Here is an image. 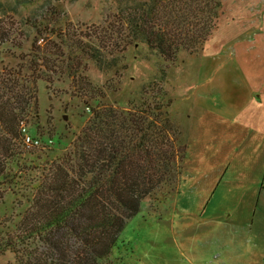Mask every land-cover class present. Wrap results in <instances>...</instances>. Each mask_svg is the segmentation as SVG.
Instances as JSON below:
<instances>
[{
  "label": "rangeland",
  "instance_id": "374dc122",
  "mask_svg": "<svg viewBox=\"0 0 264 264\" xmlns=\"http://www.w3.org/2000/svg\"><path fill=\"white\" fill-rule=\"evenodd\" d=\"M221 2L218 26L206 52L214 56H219V52H242L239 59L249 73L237 78L227 68L215 85L228 86L247 79L264 82V0ZM118 14L114 0H0V72L21 70L30 76L29 68L42 64L36 52L47 51L52 42H59L53 32L64 33L69 25L83 30L108 26L115 23ZM64 48L67 56L63 73L71 63L69 52L74 51ZM204 50L195 55L181 52L176 60L166 61L147 44L135 41L124 51L109 55L106 68L76 53L82 62L83 76L95 90L85 89L80 79L74 80L66 73L55 76L51 85L38 82L37 114L32 113L34 119L28 131L41 146L7 160L5 176L0 177V264H20L28 252H38L37 256L42 252V248H26L18 241V224L30 206L28 200L34 194L36 181L57 157L72 149L91 118V111L104 105L120 110L139 106L145 91L146 98H150L157 96L161 88L165 102H171V118L183 114V100L199 81L196 73L202 61L198 56ZM194 132L192 128L185 131L189 167L192 151L201 140ZM178 143L183 145V136ZM189 171L187 168L182 173L189 177L191 189L184 187L178 195L182 185L178 182L183 178L178 177L179 185L147 199L141 213L128 222L121 242L104 264H255L246 258L245 238L238 231L223 230L224 226H231L227 215L202 213L210 197L194 195L193 174ZM224 208L225 204L221 212Z\"/></svg>",
  "mask_w": 264,
  "mask_h": 264
},
{
  "label": "trees",
  "instance_id": "16d2710c",
  "mask_svg": "<svg viewBox=\"0 0 264 264\" xmlns=\"http://www.w3.org/2000/svg\"><path fill=\"white\" fill-rule=\"evenodd\" d=\"M114 2L119 9L115 23L86 30L69 25L64 33L53 32L59 42L47 51L39 48L42 64L29 68L30 76L21 70L0 72V177L7 160L32 148L25 141L32 113L37 114L39 81L51 85L55 76L66 73L95 90L83 76L76 53L106 68L109 55L135 41L166 61L176 60L181 52L195 55L212 38L222 8L221 0ZM63 43L77 51L69 52L71 63L64 73ZM146 95L141 105L126 110L107 105L92 110L72 149L36 181L17 239L42 252L37 256L31 250L20 264H104L146 200L182 182L177 180L186 147L178 143L182 132L169 114L171 102H165L161 88L157 96Z\"/></svg>",
  "mask_w": 264,
  "mask_h": 264
},
{
  "label": "crops",
  "instance_id": "0c3cea01",
  "mask_svg": "<svg viewBox=\"0 0 264 264\" xmlns=\"http://www.w3.org/2000/svg\"><path fill=\"white\" fill-rule=\"evenodd\" d=\"M209 43L198 56L202 61L196 73L199 81L183 100L184 113L172 116L186 147L183 173L189 168L193 174L194 195L210 197L202 213L227 215L231 226L223 230L238 231L246 240V258L264 264V82L247 79L228 86L215 85L227 68L237 78H245L249 72L239 59L242 52L214 56L206 52ZM186 128L201 136L192 151L190 167L186 163ZM183 173L178 195L184 187L191 189L189 177Z\"/></svg>",
  "mask_w": 264,
  "mask_h": 264
},
{
  "label": "built area",
  "instance_id": "2783aa9c",
  "mask_svg": "<svg viewBox=\"0 0 264 264\" xmlns=\"http://www.w3.org/2000/svg\"><path fill=\"white\" fill-rule=\"evenodd\" d=\"M24 131H26V129H24ZM26 144L29 146V147H40L41 146V143L40 141L36 140L35 138H32L30 137L29 134H27L26 136Z\"/></svg>",
  "mask_w": 264,
  "mask_h": 264
}]
</instances>
